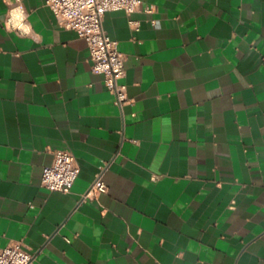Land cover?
Here are the masks:
<instances>
[{"label": "crops", "instance_id": "crops-1", "mask_svg": "<svg viewBox=\"0 0 264 264\" xmlns=\"http://www.w3.org/2000/svg\"><path fill=\"white\" fill-rule=\"evenodd\" d=\"M13 1L0 0V248L21 241L31 264H264V0L106 12L121 105L45 0H21L28 33L6 28ZM57 149L80 168L69 192L41 184ZM97 176L106 191L83 198Z\"/></svg>", "mask_w": 264, "mask_h": 264}, {"label": "built area", "instance_id": "built-area-1", "mask_svg": "<svg viewBox=\"0 0 264 264\" xmlns=\"http://www.w3.org/2000/svg\"><path fill=\"white\" fill-rule=\"evenodd\" d=\"M45 4L60 27L74 30L85 40L91 71L103 76L104 85L114 96L116 104L125 103V55L118 49L117 41L104 31L102 19L106 12L112 10H123L126 14H131L138 8L139 0H45ZM16 9L23 10L24 18L20 21L13 20L10 15ZM26 16L22 1L14 0L4 24L10 30L26 34L29 31ZM17 22L23 24L27 31L15 27ZM129 22L132 25L137 23L133 20ZM79 171L73 153L68 149H57L53 152L51 163L42 168L41 184L49 190L69 192ZM105 191L106 184L97 176L83 198H93ZM32 259L33 254L21 241H10L0 248V264H31Z\"/></svg>", "mask_w": 264, "mask_h": 264}, {"label": "clouds", "instance_id": "clouds-1", "mask_svg": "<svg viewBox=\"0 0 264 264\" xmlns=\"http://www.w3.org/2000/svg\"><path fill=\"white\" fill-rule=\"evenodd\" d=\"M10 15L12 16L13 20H15V21H20V20H22L24 18L22 9L13 10V12ZM14 26L22 28L25 31H27V28L21 23L17 22V23L14 24Z\"/></svg>", "mask_w": 264, "mask_h": 264}]
</instances>
